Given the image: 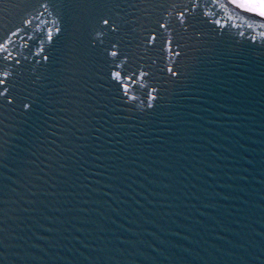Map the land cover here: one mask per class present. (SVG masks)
Instances as JSON below:
<instances>
[{
  "label": "water",
  "instance_id": "obj_1",
  "mask_svg": "<svg viewBox=\"0 0 264 264\" xmlns=\"http://www.w3.org/2000/svg\"><path fill=\"white\" fill-rule=\"evenodd\" d=\"M244 2L0 0V264H264Z\"/></svg>",
  "mask_w": 264,
  "mask_h": 264
},
{
  "label": "snow or ice",
  "instance_id": "obj_2",
  "mask_svg": "<svg viewBox=\"0 0 264 264\" xmlns=\"http://www.w3.org/2000/svg\"><path fill=\"white\" fill-rule=\"evenodd\" d=\"M240 7L246 8V10L254 13H258L260 16L264 17V0H245L244 3L240 4ZM107 23V21H105ZM4 81L0 79V84Z\"/></svg>",
  "mask_w": 264,
  "mask_h": 264
}]
</instances>
